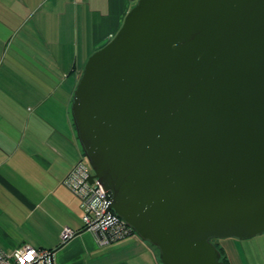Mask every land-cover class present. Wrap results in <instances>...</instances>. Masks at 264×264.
<instances>
[{"label":"water","instance_id":"95a60500","mask_svg":"<svg viewBox=\"0 0 264 264\" xmlns=\"http://www.w3.org/2000/svg\"><path fill=\"white\" fill-rule=\"evenodd\" d=\"M72 115L106 213L162 264H226L214 239L264 233V0H138Z\"/></svg>","mask_w":264,"mask_h":264},{"label":"crops","instance_id":"0c3cea01","mask_svg":"<svg viewBox=\"0 0 264 264\" xmlns=\"http://www.w3.org/2000/svg\"><path fill=\"white\" fill-rule=\"evenodd\" d=\"M138 0H0V248L55 250L54 264H162L128 233L102 244L67 182L84 155L72 101L90 55ZM66 228L73 236L64 240ZM263 241L229 264H264Z\"/></svg>","mask_w":264,"mask_h":264},{"label":"built area","instance_id":"2783aa9c","mask_svg":"<svg viewBox=\"0 0 264 264\" xmlns=\"http://www.w3.org/2000/svg\"><path fill=\"white\" fill-rule=\"evenodd\" d=\"M93 174L90 164L81 161L67 177L66 182L83 198V219L86 228L103 234L102 244H107L133 231L122 220H114L106 213V193L97 181L93 184L89 182V177ZM73 234L70 228H66L63 233L64 240L71 238ZM50 255L51 251L37 249L29 244L17 247L12 253H6L0 248V264H50Z\"/></svg>","mask_w":264,"mask_h":264},{"label":"rangeland","instance_id":"374dc122","mask_svg":"<svg viewBox=\"0 0 264 264\" xmlns=\"http://www.w3.org/2000/svg\"><path fill=\"white\" fill-rule=\"evenodd\" d=\"M81 161L89 163L88 159L85 157V155L81 156L78 163H80ZM76 165H75V167H76ZM74 168L72 169V171L74 170ZM71 172H70V174H71ZM260 241H263L262 245H264V233L257 235V236H254V237L249 238V239H238V238L218 239L220 246H222L225 250L227 249L228 251L234 253L237 256L241 255L244 257H246V252H252L253 253V252L257 251L259 249L258 242H260Z\"/></svg>","mask_w":264,"mask_h":264},{"label":"trees","instance_id":"16d2710c","mask_svg":"<svg viewBox=\"0 0 264 264\" xmlns=\"http://www.w3.org/2000/svg\"><path fill=\"white\" fill-rule=\"evenodd\" d=\"M73 116V115H72ZM73 121H74V118H73ZM74 125H75V122H74ZM75 127H76V125H75ZM84 155H85V153H84ZM216 246L218 247V249L220 250V252H221V260L223 261V262H225L226 264H229V262H228V259H227V257H226V251H225V249L222 247V246H220V243L217 241L216 243ZM158 250V249H157ZM52 251V250H51ZM159 252V251H158Z\"/></svg>","mask_w":264,"mask_h":264},{"label":"flooded vegetation","instance_id":"af4514ba","mask_svg":"<svg viewBox=\"0 0 264 264\" xmlns=\"http://www.w3.org/2000/svg\"><path fill=\"white\" fill-rule=\"evenodd\" d=\"M218 241V239H214L213 242L216 243Z\"/></svg>","mask_w":264,"mask_h":264}]
</instances>
